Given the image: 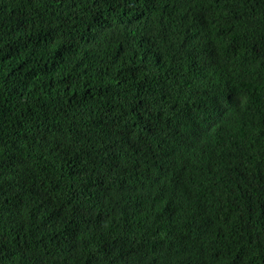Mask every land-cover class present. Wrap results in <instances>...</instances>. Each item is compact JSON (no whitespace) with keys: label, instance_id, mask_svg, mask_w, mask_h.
<instances>
[{"label":"trees","instance_id":"obj_1","mask_svg":"<svg viewBox=\"0 0 264 264\" xmlns=\"http://www.w3.org/2000/svg\"><path fill=\"white\" fill-rule=\"evenodd\" d=\"M93 256L264 264V0H0V264Z\"/></svg>","mask_w":264,"mask_h":264},{"label":"snow or ice","instance_id":"obj_2","mask_svg":"<svg viewBox=\"0 0 264 264\" xmlns=\"http://www.w3.org/2000/svg\"><path fill=\"white\" fill-rule=\"evenodd\" d=\"M196 138H198V136ZM109 255H111V253H109ZM128 255H132V254L130 253ZM136 255H139V254L137 253ZM163 256H164V254L162 253L161 258H163ZM93 259H95L94 256L89 258V264H92ZM113 264H117V257H113Z\"/></svg>","mask_w":264,"mask_h":264}]
</instances>
